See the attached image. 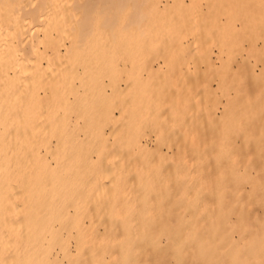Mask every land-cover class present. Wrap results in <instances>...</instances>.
I'll return each instance as SVG.
<instances>
[{
	"label": "bare ground",
	"instance_id": "1",
	"mask_svg": "<svg viewBox=\"0 0 264 264\" xmlns=\"http://www.w3.org/2000/svg\"><path fill=\"white\" fill-rule=\"evenodd\" d=\"M178 1L0 0V264H264V9H248L244 0H205L206 10L202 0L195 1L200 8L190 0L198 9ZM184 6L191 10L186 15ZM182 50L191 54L190 76L200 91L190 101L193 111L201 96L207 119L217 100L220 114L209 119L204 145L192 117L198 130L187 134L193 136L186 155L194 162L185 161L192 170L186 177L174 165L171 173L126 172L119 155L151 146L129 145L126 133L150 119L165 125L168 114L160 117L167 109L171 118L179 108L190 110L184 105L192 92L168 100L171 90H181L171 89V76L161 75L163 86L155 89L153 69L168 70L185 58ZM199 61L215 66L206 72L219 71L216 89L205 81V68L199 79ZM122 74L131 79V108L122 101ZM152 75L156 84L147 79ZM86 112L97 121H86L81 137L78 114ZM118 120H125L124 131ZM179 141L159 148L157 158L174 155ZM203 150L208 155L201 159ZM148 185L153 189L145 192ZM181 207L192 208L189 218Z\"/></svg>",
	"mask_w": 264,
	"mask_h": 264
},
{
	"label": "rangeland",
	"instance_id": "2",
	"mask_svg": "<svg viewBox=\"0 0 264 264\" xmlns=\"http://www.w3.org/2000/svg\"><path fill=\"white\" fill-rule=\"evenodd\" d=\"M189 1H190V0H187V1L184 0L183 3H184V2H187V3L189 4ZM195 1H197V0H194V2H195ZM198 1H199V0H198ZM237 1H238V0H237ZM244 1H246V4H245V5H246V7H247L248 9H253V10H257V11L264 9V0H244ZM192 2H193V0H192ZM192 2L190 1V4H189V5H190V8L194 5V4H193L194 2H193V3H192ZM200 2H201V0H200ZM204 2H205V0H204V1L202 0V2L199 3L200 6L202 7V10H204V9L206 10V6H204V5H206V4L208 3L207 1H206V3H204ZM233 2H235V1L233 0ZM179 3H180V0L177 2V4H178V5L181 4V6L183 7V4H182V3L179 4ZM187 3H186V4L184 3V5H185L186 7L189 6ZM191 3H192V4H191ZM195 4H198V2H195ZM199 4H198V6H199ZM191 5H192V6H191ZM216 5H217V4H216ZM216 5H215V6H216ZM185 6H184V7H185ZM198 6H197V5H196V6L194 5L193 7H195V9H198V8H200V6H199V7H198ZM218 6H219V5H218ZM218 6H216V7L218 8ZM186 7L183 8L184 11L182 10L183 12H181V13H183L184 15L188 14V12L191 11L190 9H187ZM197 7H198V8H197ZM185 9H186L187 11H185ZM192 9H194V8H192ZM215 9H216V8H215ZM218 9H219V8H218ZM218 9H216L215 12H217ZM202 10H201V11H202ZM184 12H185V13H184ZM218 12H219V11H218ZM260 21H262V20H260ZM260 24H261V23H260ZM262 24H263V26H264V23H262ZM182 30H185V31H186L185 28L182 29ZM185 31H184V32L181 31V33L185 34ZM187 32H188V31H187ZM212 32H213V31H212ZM212 32H210V33H212ZM210 33H209V34H210ZM213 33H214V32H213ZM183 34H182V35H183ZM188 34H189V33L185 34V36H187V37H185V36H183V37L189 39V38L191 37V35L189 34L190 36H188ZM213 36H214V35H212L211 37L213 38ZM212 38H211V40H213ZM183 39H184V38H183ZM188 39H186V40H188ZM184 40H185V39H184ZM213 41H214V40H213ZM211 43H212V42H211ZM211 43H210V45H212ZM259 43H260V44H259ZM261 43H262L261 41H258L257 46H258V45L262 46ZM213 45H214V44H213ZM235 46H236V45H235ZM239 46H240V47L243 46L244 48H246V47H247V41H240V42H239ZM216 50H218V48L215 47V46H213V51H214L213 53H214V54H216V53H215V52H217ZM182 51H183V53H182ZM182 51H181L180 55L183 54V56L185 57V58H184L185 60H184V59H181V60H182V62H181V60L179 61V59H177V62H176V63H177V64L180 63V65H179V64H178V65L181 67V68H180L181 71H182V69H183L182 72L186 71V72L183 73V74H184V75H183L184 77L181 76V75H179V74H180V69H178L179 66L176 65V63H175V64L173 63L175 66H173V64L170 63V64H169L170 67H169V65L167 66V67H168V70H167L166 68H164V67H166L165 64H164L163 66H161L159 69H157V67H156L157 65L154 64V67H156V69H155V68L153 69V71H155V72H153V73H154V75H155V77H156V80H158V81H157V82H158V83H157L158 85H156L157 87L155 86V89H156V88H157V89H160V88L163 86V84H162L163 81H162V82L160 81L161 78L163 79L162 76H164V75H165L164 77H166V76L170 77V76H171V77H170L171 80L173 79L171 82H172L173 85H174V86H173V85L170 86L171 89H173V87H175V88H176L175 90H179V88H177V87L179 86V87H181V90H179V91H174V89H173L174 94H173V92H172V90H171V94H173V95H175V96L172 95L173 98H170V97H172L171 94H170V95L168 96V97H169L168 100L171 99L170 101L173 100V102H175V99H185V98H184L185 94L187 95L188 92H192V94H191L192 97H191V95L189 94L190 97H191V99H190V98L188 97V95H187L186 98L188 99V102L185 101L187 104L184 105L185 108H190L191 111H190L189 109H187V111L183 109L184 111H186V113H188V111H190V112H189L190 114H186L184 111L180 110V108H179V109H178V111H179L178 113H181V114H177V115H180V116H179V117L174 116L175 118H174V117L171 118V117H169V116L172 115L171 112L169 111V113H166L168 109L162 107V108H161L162 111H161V109H160V110H159L160 112L157 111V114H159V113H161V112L164 113V112H165L164 110L167 109L166 112L164 113V115H162V114H159V115H160V116L162 115V116L160 117V119H161L162 117L167 116V114H168V118H167V120H168L169 122L167 121L166 124L168 125V123H170L171 126L169 125V127H168V126L165 127V125H166V124L164 125L165 122L162 123V124H163V125H162L161 123H156L157 121L159 122V120L156 121V120L150 119V120H153V124H154V123H155L156 125L158 124V127H157L156 125H153V127H152V125H151V121L149 120L150 123H146L145 125H144V121H143V123H141V125H139V126H140L139 130L135 129L136 131H134V128H133V129L131 128V129H132V130H130L131 132L129 131V133H126V134H125V140H127V143H128L129 145L133 144L134 142H140V143H142V144L145 143V142H150V143H151V146H150V148H148L147 150H145V151H143V152H140V153H136L135 156H132V157H129V158L126 157V155H127L126 152H125L126 150H125V151L123 150V151L125 152V154H124V152H122V155H119V158L121 159V157H122V159H121V161H122V162H121V167H122L126 172H132V171H133V172H134V171H135V172H138V171L144 169L145 167H149L150 170L158 169V170L160 171V170L163 169L164 171L167 170V173H169V172L171 173V171L173 172L172 168H173V165H174V166H175V171L177 172V174L186 177V175L189 173V171H192V170H191L190 168H187V167H189L190 164H189V165L186 164V165H187V166H186V165L184 164L185 161H188V162H190V163L194 162L193 157H191V156L187 153V154L191 157V159L188 160L189 157L186 155V152H187V151H189V153L191 152V150H188V147H189V148L191 147V145H190L191 143H189V142H191V139H192L191 137H192L193 135H190V134H194V132L196 133V130H198L196 127L198 126V128L201 130V131H198V132H197L198 135H199L200 142L203 140V136H202V135H204V133H205V137H204V139H205L206 141L208 140V139H207L208 135L206 136V132H207V130L210 128V127H209V122H210V120H213V117H214V118H218L217 116H219L218 114H220V112H219V110H218V109H220V104L218 103V100L216 99L217 102H216V105H215V106H217V107H215V108H216V109H214L215 111L212 110V112H214V113L210 112V113H212V114H211V117H212V118L209 117L210 120L206 118L207 116L205 117L206 113H207V114L209 113V110H206V111H208V112H205V111H204V109H203V106H204L203 102H204V101H203V99H202L201 96L199 97V98H201V99H200V102H201V103H198V102H199V99L196 100L198 104H201V105H200L201 108L197 109V112H196V110H195V112L193 111V110H194V109H193L194 106L192 107V105H190V104L192 103V102H190V101L193 100V96L195 95L194 93H195L196 91H197L196 93H198V92H200V91H199V89H196V91L194 90V87L197 86V85H196L197 82H196V80H194V78H192V76H190V75H191V72H193V71L190 72V70H195V68H193L194 65H193V66H192V65L189 66V64H192V63H191L192 60L189 58V55H191V54L188 55L187 52H186V54H185V52H184L185 50H182ZM186 51H188V50H186ZM262 51H263V52L260 54L259 57L264 56V47H262ZM189 52H190V53L192 52L191 49H190ZM243 52H244V51H241V52L238 53V49H237V55L240 54V53H243ZM192 53H193V52H192ZM213 53H212V55H213ZM213 56H214L213 59L215 60L214 65L217 63L216 65L218 66V64L220 63V61L217 62L218 60L215 59V58H216L215 55H213ZM180 57L183 58L182 55H181ZM180 57H179V58H180ZM186 57H187V58H186ZM189 59H190L191 61H190ZM183 60H184V61H187V64H186V62H185V68H186V65H187V68H186V69L184 68V65H183V64H184V63H183L184 61H183ZM216 60H217V61H216ZM262 60H263V59H262ZM189 61H190V62H189ZM236 61H237V60H236ZM197 63H198V62H197ZM197 63H196V64H197ZM198 64H200V61H199ZM198 64L196 65L198 70H199L200 68H202V69L205 68V70H202V73H204V74H203V77H205V81H207V82L210 81L211 84H210L209 82H208V83L210 84L211 88L214 89L213 86H214L215 84H217L216 80L218 81V79H219V77H220V75H218L219 71H218L217 74H216V72L213 74V73H212V70H210V72H209V71L206 72V68H207V70H208L209 67L212 69V68H214L216 65H215L214 67H213V66H212V67H211V66L208 67V66H207L206 64H204L203 62H202L199 66H198ZM202 64H204V67H203ZM256 64H258L259 66H261V62H260V61H259L258 63H256ZM181 65H182V66H181ZM128 66H129V65H127V67H128ZM191 66H192V67H191ZM174 67H177V68H175V69H178L177 71H178L179 74L177 73L176 70H175L176 72L173 71V70H174ZM199 67H200V68H199ZM163 68H164V71H162ZM169 68H170V69H169ZM171 68H172L173 70H172ZM216 68L218 69V67H216ZM126 69H127V68H126ZM158 70H159V71H158ZM187 70H188V72H187ZM156 71L159 72V73H157ZM167 71H169V72H167ZM172 71H173V73H174V72L177 73V75L175 76V74H173ZM204 71H205V72H204ZM213 71H214V70H213ZM243 71H244V73H246V71H248V69H247L246 66L243 67ZM163 72H164V73H163ZM166 73H167V75H166ZM185 73H186V75H185ZM202 73H201L200 70H199V74H198V75L201 77ZM205 73H206V74L209 73L210 75H209V74L205 75ZM157 74H159V76H158ZM181 74H182V73H181ZM200 74H201V75H200ZM161 75H162V76H161ZM204 75H205V76H204ZM208 75H209V77L207 78ZM226 75H229V76H230L231 74H226ZM123 76H124V75L122 74L121 77H123ZM144 76L146 77L147 75H144ZM157 76H158V78H157ZM172 76H173L174 78H173ZM177 76H179V77L181 76V77H180L181 79H179L180 81L178 80V77H177ZM229 76H228V77H229ZM159 77H160V79H159ZM203 77H201V78H199V79H200V80H204V79H202ZM124 78H125V77H123L120 81L124 80ZM150 78L153 79V80L151 81ZM150 78L148 77L147 79L150 80L151 84H156V80L154 79L153 75H152V77H150ZM206 78H207L208 80H206ZM125 79H126V78H125ZM127 79H128V81H129V83L126 82ZM127 79L124 80L125 84H124L123 81H122V83H121L120 81H119V82L122 84V86L124 85L125 92H127V93H126V97H125L122 101H123V103L125 104V106H127L126 104H129V107L131 108V107H132V105H131L132 103L130 104V102H132L133 99L131 100L132 97H131V98L128 97L129 94H130V96H131V94H132V93H130V88H128L131 79H129V78H127ZM154 80H155V82H154ZM175 80H176L178 83H177V82H176V83L173 82V81H175ZM182 80H183V81H182ZM106 81H107V84H106ZM78 82H79V81L77 80V81L75 82V84H79ZM92 82H93V81H92ZM92 82L89 81L90 84H91ZM152 82H154V83H152ZM181 82H182V84H181ZM93 83H94V82H93ZM93 83H92V85H94ZM126 83H127L128 85H126ZM179 83H180V84H179ZM105 84H106V85H109L108 78H104V82H103V86H104V87H103V88L106 89L105 91H107L108 94H109V93L111 92V88L108 87V86L105 88V86H106ZM92 85H91V86H92ZM160 85H161V87H159ZM176 85H178V86L176 87ZM76 86H78V85H76ZM141 86H142V85H139V88L142 89ZM152 86L154 87V85H152ZM126 87H127V88H126ZM158 87H159V88H158ZM214 87H215V89H216L217 85L214 86ZM243 87H244V91H243V90H239V93H240V94H244V93L246 92V91H245V86H243ZM78 88H79L78 90L82 91L84 87H83V86H79ZM107 88H108V89H107ZM182 89H183V90H182ZM128 90H129V91H128ZM194 91H195V92H194ZM67 92H68V93H67V96L69 97V96L71 95L69 98L73 99L72 96H74V91H72V90H71V91H68V90H67ZM175 92H176L177 94H175ZM180 92H181V93H180ZM183 92H184L185 94H184V96L182 97ZM128 93H129V94H128ZM179 93H180V97L178 96ZM72 94H73V95H72ZM110 95H111V93H110ZM196 95H197V94H196ZM108 96H109V95H108ZM127 97H128L129 99H128ZM176 97H177V98H176ZM197 98H198V97H197ZM252 98H253V97H252ZM252 98H251V100H253ZM187 99H186V100H187ZM134 100H136V99H134ZM216 100H215V101H216ZM98 102H99V101H98ZM98 102L96 103V105L99 104ZM173 104H174V103H173ZM192 104H193V105L195 104L194 101H193ZM186 105H187V106H186ZM189 105H190L191 107H190ZM173 106H174V105H173ZM213 107H214V106H213ZM213 107H212V109H213ZM130 108L128 109V108L126 107L127 110H131ZM217 110H218V111H217ZM117 111H118V110H117ZM117 111L114 110V112H115L116 114H117ZM163 111H164V112H163ZM180 111H182V112H180ZM210 111H211V110H210ZM191 112L194 113V114L192 113L193 116L191 115ZM72 113H73V111H72ZM72 113L70 112L69 114H71V116H72V115H74V114H72ZM74 113H75V116H77V115H76V112H74ZM184 113H185V114H184ZM77 114H78V113H77ZM90 114H91L90 112H89V113H88V112L84 113V116L81 115V114H80V115L78 114L79 117L82 116L81 118L78 117L79 119H82V120H78V121L76 120L78 123H80V124H79L80 129H79V127H78V123L75 121V118H77V117L74 116L73 119L71 118L72 120H74V121L76 122V124H77L76 126H77V128L79 129V132H80V133H79V136H81V137H84L83 135H85V134H84L85 131L83 132V130H88V128H89V127H88L89 125L87 124V122H88V121L90 122V120H92V121H93V120L97 121V120H96L97 118H95V116H97V115L95 114V115H93V118H91V117H92V114H91V115H90ZM170 114H171V115H170ZM182 114H183V115H182ZM213 114H214V115H217V116L215 117ZM89 115H90V116H89ZM126 115H127V114H126ZM155 115H156V114H155ZM155 115H154V116H155ZM159 115H158V116H159ZM185 115H187V116H185ZM194 115H196L198 118L200 117V119H197V117L194 116ZM71 116H70V117H71ZM87 116H88V117H87ZM184 116H185V117H184ZM261 116L264 118V115H261ZM72 117H73V116H72ZM83 117H84V118L87 117V119L84 120ZM192 117H193L194 120H196V121L199 120L197 126H196V123H197V122L194 121ZM78 118H77V119H78ZM170 118H171V119H170ZM177 118H178V119H177ZM184 118H185V121H184ZM195 118H196V119H195ZM88 119H89V120H88ZM162 119H163V118H162ZM169 119H170V120H169ZM173 119H176V121L173 120ZM181 119L183 120V123H182V124H179V122H182ZM83 120H84V121H83ZM171 120H173V121H171ZM180 120H181V121H180ZM191 120H193V121H192V122H193V125H194V123H195V127L192 125ZM81 121H83L82 123H83L85 126L81 123ZM86 121H87V122H86ZM154 121H155V122H154ZM162 121H163V120H162ZM170 121H171L172 123H171ZM188 121H189V122H188ZM99 122H100V121H99ZM118 122H119V123H118V127H120L121 129L123 128L122 126H125V124H126V123L124 124L125 120H124V121H122V120H118ZM160 122H161V121H160ZM174 122H175V123H174ZM190 122H191V123H190ZM85 123H86V124H85ZM210 123H211V122H210ZM81 124H82V128H81ZM175 124H176V127H177V128H175ZM189 124H191V126H190ZM86 125H88V126H86ZM147 125H149V126H147ZM161 125H162V126H161ZM144 126H145V127H144ZM146 126H147V127H146ZM154 126H155L156 128H155ZM84 127H85V128L88 127V128L85 129ZM151 127L154 128L155 131H153V129H152ZM159 127H160V128L162 127L161 129H163L164 131L166 130V132L162 134L163 136L160 135L159 137H160V138L162 137V138L158 140L157 136H158L159 133H160V132H158V131H159V130H158ZM172 127L175 128L176 134H175V133H174V134L171 133V131H172L171 129H173ZM179 127H180V128H179ZM183 127L187 128V129L184 130V131L182 130L183 132H182V134H181V132L179 133V131H180L181 129H184ZM190 127H192V128H190ZM169 128H170V129H169ZM193 128H196V129H195V131H192V132H193V133H192V132H190L189 130H191V129L193 130ZM78 129H77V130H78ZM124 129H125V128H123L122 131H124ZM147 129H148V130H147ZM176 129H177V130H176ZM106 130H108V127H107V126H106ZM167 130H169V132H168ZM170 130H171V131H170ZM152 131H153V132H152ZM161 131H162V130H161ZM164 131H162V132H164ZM173 131H174V129H173ZM175 131H174V132H175ZM188 131H189V132H188ZM77 132H78V131H77ZM86 132H87V131H86ZM86 132H85V133H86ZM156 132H157V133H156ZM185 132H187V133H185ZM200 132L202 133V134H201V138H202V139L200 138ZM137 133H138V134H137ZM183 133H185V135H184ZM188 133H190L189 135H190L191 137H189V135H188V137H187V134H188ZM133 134H134V135H133ZM157 134H158V135H157ZM178 134L181 135V138H182V139L184 138V139L182 140V141H183V144H182V141H179L180 135H178ZM156 135H157V136H156ZM182 136H184V137H182ZM175 137H176V138H175ZM178 137H179V138H178ZM186 137H187V138H186ZM156 138H157V139H156ZM188 138H189V142H188ZM155 139H156V140H155ZM177 139H178V140H177ZM186 140H187V141H186ZM205 140L202 141V142H203V143H202L203 145H204V142H206ZM158 141H159V142H158ZM176 141H179V143L181 142V147H180L179 149H176V152H175L174 155H173V153L171 152V153H172V156H171V154H170V156H169L167 159H165V160H164V159H159V158H157L156 153L158 152L159 148L162 149V150H163V149H164V150H169L170 147H173V146L175 145L174 143H177ZM184 143H186V144H184ZM188 143H189V144H188ZM177 145H178V144H177ZM185 145H187V146H186L187 148L185 147ZM189 145H190V146H189ZM183 148H185V149L183 150ZM205 149H206V148H205ZM181 150H182V151H181ZM198 150H199V149H198ZM207 150H208V149H207ZM183 151H185V152L181 154L182 156L179 155L180 152H183ZM200 152H201V150H200ZM203 152H204V150L202 151L201 154L199 153V151H196L195 153H197V154L199 153L200 155H202V156H201V159H202V158L205 157V156H204L205 154L208 155V151L205 150L206 153H203ZM190 154H191V153H190ZM120 156H121V157H120ZM179 156H180V157H179ZM185 157H186V159H185ZM187 157H188V159H187ZM156 158H157V159H156ZM183 158H184V160H183ZM221 159H222L221 157L218 159V160H219V164H220V163L223 164V163H222L223 160H221ZM188 162H187V163H188ZM185 166H186V167H185ZM164 168H166V169H164ZM176 169H177V170H176ZM170 177H171V176H170ZM152 189H153V187L150 186V185H148V186H145L144 191H145V192H150ZM185 206H186V205H185ZM199 207H200L199 205H194V206H193L194 210H195V208H199ZM183 208H184V207H181V208L179 209V211H182ZM71 211H72V212H71ZM70 212L73 213V209H70ZM191 214H192V208H189V210H183V214H182V215H183V217L189 218ZM86 219H88V218H85V221H88V220H86ZM233 235H235V234H233Z\"/></svg>",
	"mask_w": 264,
	"mask_h": 264
}]
</instances>
